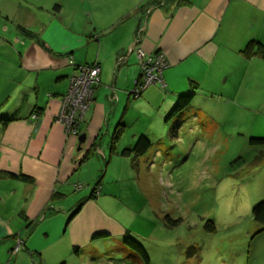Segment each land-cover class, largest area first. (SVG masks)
<instances>
[{
  "label": "crops",
  "instance_id": "obj_1",
  "mask_svg": "<svg viewBox=\"0 0 264 264\" xmlns=\"http://www.w3.org/2000/svg\"><path fill=\"white\" fill-rule=\"evenodd\" d=\"M72 1L0 0V264H79L82 248L105 252V235L127 231L103 207L109 167L131 157L120 151L141 135L154 147L169 132L175 116L167 115L180 95L193 99L179 126L200 96L225 102L229 80L243 85L264 70L259 54L244 52L249 43L264 44V0H114L109 13L104 0H80L78 11L90 18L100 10L103 25L64 15ZM81 24L101 29L96 54ZM136 46L168 60L164 83L138 97L130 94L141 72ZM92 63L100 66L94 101L77 136H69L55 120L59 101L77 66ZM19 236L25 246L12 254ZM146 253L149 263L126 252L151 264Z\"/></svg>",
  "mask_w": 264,
  "mask_h": 264
},
{
  "label": "rangeland",
  "instance_id": "obj_2",
  "mask_svg": "<svg viewBox=\"0 0 264 264\" xmlns=\"http://www.w3.org/2000/svg\"><path fill=\"white\" fill-rule=\"evenodd\" d=\"M104 4L109 13L116 3ZM79 5L80 0L66 2L63 14L103 25L100 10L89 18ZM82 25L96 54L101 29ZM257 71L259 80L237 86L229 80L225 102L200 96L183 123L175 115L169 132L146 153L113 161L116 169L111 164L104 178L110 195L103 207L127 231L105 235L99 242L103 253L102 245L82 248L76 262L146 264L126 254L142 259L126 242L130 237L149 253L151 264H264V229L257 232L261 226L252 214L264 201V147L249 143L251 137L264 138V70Z\"/></svg>",
  "mask_w": 264,
  "mask_h": 264
},
{
  "label": "built area",
  "instance_id": "obj_3",
  "mask_svg": "<svg viewBox=\"0 0 264 264\" xmlns=\"http://www.w3.org/2000/svg\"><path fill=\"white\" fill-rule=\"evenodd\" d=\"M135 37L138 44L141 38V29ZM136 53L140 65V80L135 81L130 94L134 97L140 96L145 88L152 84L164 83L163 72L168 66V60L163 52L147 55L136 46ZM100 66L98 63L77 66V72L69 77V86L66 93L61 96L59 109L55 120L60 122L69 136H77L80 123L84 120L87 112L91 109L94 101L95 87L99 84ZM25 246V241L19 236L11 249L15 254ZM33 264H41L39 261Z\"/></svg>",
  "mask_w": 264,
  "mask_h": 264
},
{
  "label": "trees",
  "instance_id": "obj_4",
  "mask_svg": "<svg viewBox=\"0 0 264 264\" xmlns=\"http://www.w3.org/2000/svg\"><path fill=\"white\" fill-rule=\"evenodd\" d=\"M139 28H140V26H138L136 29L135 37H137V35L139 33ZM253 45H254L253 43H249V45L246 46V48L244 49L245 55L247 57H251L255 54H259L264 59V44L257 42V43H255L254 47H253ZM118 57H119L118 59H121L123 57V55L120 54ZM121 62H123V61H119V63H121ZM139 76H141V72H140ZM138 80H140V77ZM95 90H96V87H95ZM192 99H193V94L180 95L178 97L177 102L175 103L174 107L171 109V111L167 115V120L174 117L175 115H178L181 111L186 109L190 105ZM120 134H121L120 129L117 128L112 135V143L115 142L119 138ZM249 143L251 145H254V146L264 147V138L251 137L249 139ZM113 146L114 145L112 144L111 152L114 151ZM150 147H151V142L144 135H141L140 137L137 138V140L133 143V145L131 147H127V148L122 149L120 151V154L128 156L132 153H135V156H137V155H141V154H144L145 152H147ZM93 192L95 194L99 193V188L95 187ZM93 196H94V194H93ZM79 208H80V204L77 206V210ZM252 214H253L254 220L261 226V228L257 232L263 230L264 229V201L257 203L253 207ZM126 242L129 243V246L132 247V249H134L135 251H137L139 253V255L142 257V259L146 263L150 262L149 256L141 244H139L137 241H135L134 239H132L130 237L126 238Z\"/></svg>",
  "mask_w": 264,
  "mask_h": 264
},
{
  "label": "water",
  "instance_id": "obj_5",
  "mask_svg": "<svg viewBox=\"0 0 264 264\" xmlns=\"http://www.w3.org/2000/svg\"><path fill=\"white\" fill-rule=\"evenodd\" d=\"M85 134H81L80 136H79V141L80 142H83V141H85Z\"/></svg>",
  "mask_w": 264,
  "mask_h": 264
}]
</instances>
